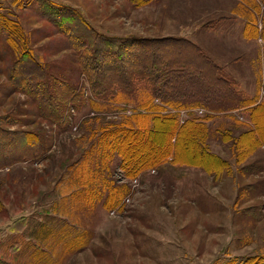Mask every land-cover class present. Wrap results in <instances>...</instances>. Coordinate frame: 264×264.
<instances>
[{"label": "rangeland", "instance_id": "rangeland-1", "mask_svg": "<svg viewBox=\"0 0 264 264\" xmlns=\"http://www.w3.org/2000/svg\"><path fill=\"white\" fill-rule=\"evenodd\" d=\"M51 1L74 8L101 34L161 40L156 47L170 58L180 53L179 47H168L165 39L194 38L214 60L229 64H218L204 51L243 96L264 102V47L253 50L261 58H253L249 72L238 58L228 56L230 48L221 38L229 27L221 28L218 20L254 14L257 22L258 16L264 17V0H149L140 5L130 0ZM0 12L20 23L45 72L76 93V99L64 105L59 122L41 117L34 100L12 89L7 68L14 52L0 40V116L18 118L9 128L37 132L45 146L35 160L0 168V258L5 263L240 264L250 256L264 259V146H255L246 136L238 140L251 126L248 111L191 109L198 116L212 115L205 121L204 143L216 160L196 155L190 134L186 143L180 137V150L187 156L180 151L179 157L204 164L207 171L162 162L128 179L120 170V157L104 150L101 137L112 130L105 127L129 116L133 106L117 104L111 109L114 104L93 99L77 50L42 16L37 0H0ZM213 22L219 24L215 29ZM227 67L240 72L238 81ZM189 111L178 110L179 120ZM254 113L264 140V108ZM158 138L147 136L144 149L149 151L155 142L161 147ZM140 140L135 150L142 147ZM112 184H126L129 190L116 206L107 208ZM20 218L26 219L22 229L8 232Z\"/></svg>", "mask_w": 264, "mask_h": 264}, {"label": "trees", "instance_id": "trees-1", "mask_svg": "<svg viewBox=\"0 0 264 264\" xmlns=\"http://www.w3.org/2000/svg\"><path fill=\"white\" fill-rule=\"evenodd\" d=\"M37 1L43 11L42 16L65 36L69 47L77 50L79 68L86 77L93 99L114 104L110 106L111 109L116 108L117 104L133 106V109H128L131 111L129 116L111 125V128L105 127L104 130H112L104 131V140L101 137L104 150H112L120 157V170L128 179H134L140 170L152 168L162 162L196 166L207 171L204 164L179 157L180 151L186 155V150H180V142H185L190 134L196 155L216 160L204 143L207 132L205 121L212 115L198 116L191 112L192 108L203 107L215 112L245 109L251 126L240 134L238 140L246 136L247 140L252 139L255 146H264V140L260 137L261 126L254 113L264 108V102L255 103L253 99L243 96L235 88V81L193 42L179 36L165 39L163 44L168 47H179L180 53L170 58L156 47L160 46L161 40L107 36L99 33L68 5L51 0ZM130 1L140 5L149 0ZM261 23L259 32L257 27L253 29L255 37H260L264 42V17ZM0 40L5 48L14 52L7 68V78L12 89L34 100L40 107L41 117L59 122L64 105L76 99L74 89L45 72L31 53L20 23L1 12ZM199 80L206 83L202 84ZM170 109L174 112L169 111ZM180 109H190L188 116L182 121L177 113ZM0 121V168L42 156L45 146L37 132L11 130L10 125L19 120L10 114L1 115ZM32 136L34 138L31 139ZM147 136L159 137L163 147H157L155 142L149 151L144 149ZM140 137L142 147L136 151L134 145ZM156 150H159L157 154L154 153ZM135 154L139 155L138 158ZM93 170L96 178L99 177L98 170ZM110 185L111 183L109 187ZM111 187L110 200L105 202L107 208L116 206L129 190L126 184H112ZM25 222V218H20L8 226L7 231H20ZM5 232L4 230L2 233ZM0 264L8 263L0 258ZM240 264H264V259L256 255L250 256Z\"/></svg>", "mask_w": 264, "mask_h": 264}, {"label": "crops", "instance_id": "crops-1", "mask_svg": "<svg viewBox=\"0 0 264 264\" xmlns=\"http://www.w3.org/2000/svg\"><path fill=\"white\" fill-rule=\"evenodd\" d=\"M221 19H222L223 24L220 27L221 28L229 27L228 30H226V31L223 29L224 35L221 38L222 42L227 43L228 47L230 48L229 52H228V56H230L232 59L238 58L240 60V63L242 65L244 64L246 66L247 70L250 72L251 68H249V66H252L251 62L254 60L253 58H257V59L261 58L260 54L258 53V50L256 52H253V50L255 48L259 49V47H264L263 46L264 43L261 40V38L255 37L254 29H253V28L257 27L258 32L260 30L261 20H260L259 16L257 17V22L255 21L254 14L253 15H251V14H247V15L240 14V15H236V16H233L230 18L221 17L218 20H221ZM213 25H215L213 27V29H215V27H217L219 24H215L213 22L211 24V26H213ZM191 40L198 45V42L196 40H194V38ZM234 44L237 45V49H235V50L231 49V47H234ZM201 48H203V47H201ZM203 50L205 51L204 48H203ZM255 53H256V55L254 56ZM208 55L214 60V58L210 54H208ZM263 57H264V49H263ZM263 60H264V58H263ZM214 61H216L220 65L227 64L221 60L220 61L214 60ZM227 65H229V64H227ZM247 70H245L244 72L246 73ZM227 71H228V73L232 74L234 76V78L237 80L236 75L240 74V72L237 71V72H235L236 73L235 74L233 72V70H231V67L230 68L227 67ZM235 112H239V109L234 111V114H235Z\"/></svg>", "mask_w": 264, "mask_h": 264}]
</instances>
